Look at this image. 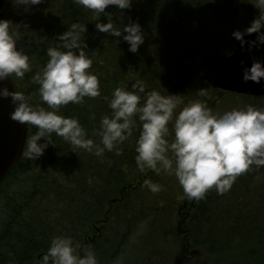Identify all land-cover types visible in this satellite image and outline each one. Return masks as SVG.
<instances>
[{"label":"trees","instance_id":"1","mask_svg":"<svg viewBox=\"0 0 264 264\" xmlns=\"http://www.w3.org/2000/svg\"><path fill=\"white\" fill-rule=\"evenodd\" d=\"M106 11L121 29L130 19L141 25L145 38L136 53L128 50L123 33L115 38L98 32V18L73 0H51L28 23L9 18L17 47L25 49L32 65L24 79L11 78L31 104L45 108L32 76L46 63L58 34L74 22L86 24L82 38L101 96L61 106L60 113L77 117L96 142L93 130L111 113L103 97L120 82L130 88L143 81L147 92L176 94L184 104L202 100L198 91L213 89L207 78L235 46L232 32H243L259 14L248 0H133L130 9L109 6ZM107 19L100 17L104 23ZM214 90L213 107L223 100ZM229 94L264 108L259 103L264 96ZM137 123L133 136L119 146L120 155L115 150L103 158L83 149L74 152L55 134L54 146L39 159L22 153L0 184V264H37L57 235L70 236L78 254L94 251L98 264H175L177 259L178 264H264V167L239 176L223 195L213 188L204 199L189 201L174 175L139 171ZM36 131L28 125L27 139ZM146 178L163 190L142 187Z\"/></svg>","mask_w":264,"mask_h":264},{"label":"clouds","instance_id":"2","mask_svg":"<svg viewBox=\"0 0 264 264\" xmlns=\"http://www.w3.org/2000/svg\"><path fill=\"white\" fill-rule=\"evenodd\" d=\"M27 8L40 5L43 0H18ZM259 14L244 31L234 30L232 36L241 47L264 46V0H248ZM78 6L90 10L96 16L98 32L121 38L136 53L144 43L141 25L130 19L123 29L113 22L109 6L118 10L130 9L133 0H73ZM106 16L107 23L100 17ZM88 31L86 24L74 22L67 31L58 34L56 44L46 51V63L32 76L39 85L38 92L47 108L30 103L31 97L21 91L9 90L4 82L13 75L24 79L32 71L30 57L23 47H17L19 37L10 32V21L0 19V98L11 99L14 110L10 118L20 124L34 126L37 131L26 140L25 158L37 160L43 156L52 135L61 137L72 149H83L103 158L106 151L115 150L129 140L137 130L135 140V162L141 173L145 170L174 175L189 201L202 200L215 188L220 195L227 193L236 179L253 167H264V108L248 104L233 107L222 113L214 112L200 99L184 101L176 94L163 95L157 90L146 91L143 81L131 84L120 82L104 96L110 115H103L93 135L96 142L75 116L60 113L61 106L84 103L85 97L101 96L100 81L90 71L93 60L85 52L86 42L82 34ZM256 33L255 40L245 41V35ZM244 64V61H241ZM242 81L261 84L264 81V61L254 59L251 66L243 67ZM207 95L201 88L198 96ZM184 104L179 111L178 107ZM43 140V142H41ZM142 187L152 193L163 190V186L146 178ZM37 264H98L92 250L78 254L70 236H54L47 251Z\"/></svg>","mask_w":264,"mask_h":264},{"label":"water","instance_id":"3","mask_svg":"<svg viewBox=\"0 0 264 264\" xmlns=\"http://www.w3.org/2000/svg\"><path fill=\"white\" fill-rule=\"evenodd\" d=\"M5 0H0V19H3ZM256 33L245 35V41L255 40ZM254 59L264 61V46L241 47L236 41L233 52L223 58L212 76V87L223 91L254 97L264 96V81L261 84L242 81L243 67H250ZM244 61V64H241ZM9 90L17 91L12 78L4 82ZM14 110L11 99L0 98V184L19 161L25 148L28 125L20 124L10 118ZM178 259L175 264H178Z\"/></svg>","mask_w":264,"mask_h":264},{"label":"rangeland","instance_id":"4","mask_svg":"<svg viewBox=\"0 0 264 264\" xmlns=\"http://www.w3.org/2000/svg\"><path fill=\"white\" fill-rule=\"evenodd\" d=\"M50 2L51 0H43V2L40 5L31 6L30 8H27L23 5H20L19 2L17 3V0H10L9 5L5 8L6 19L9 21V18H11L10 21H14L18 17L22 19L25 23H28L34 18H37L39 15L37 13L38 10L41 8H45V6H47ZM219 50L221 51L222 49H219ZM214 70L215 69L212 70V73L210 74L209 78H207L210 83H211V78H212V74ZM216 93H218V91L214 89L209 90L207 92V95L203 96L201 100L204 103H206L214 112L222 113L226 110H231L233 107L242 106L243 104L246 105L248 103V101L242 97L235 96V97L230 98V94L228 92L221 91L222 93L221 97L223 100L222 101L220 100V103L216 104V106L213 107L212 100L214 101L217 99ZM224 98H226V101L224 100ZM229 98L231 99L232 103L227 102ZM259 103L264 104V101H261Z\"/></svg>","mask_w":264,"mask_h":264}]
</instances>
